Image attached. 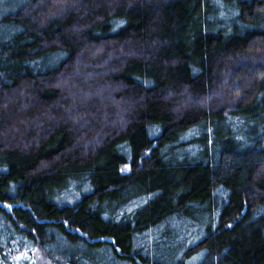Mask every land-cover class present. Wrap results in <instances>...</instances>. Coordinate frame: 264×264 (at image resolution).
Masks as SVG:
<instances>
[{
  "label": "trees",
  "instance_id": "obj_1",
  "mask_svg": "<svg viewBox=\"0 0 264 264\" xmlns=\"http://www.w3.org/2000/svg\"><path fill=\"white\" fill-rule=\"evenodd\" d=\"M35 251L264 264V0H0V264Z\"/></svg>",
  "mask_w": 264,
  "mask_h": 264
},
{
  "label": "rangeland",
  "instance_id": "obj_2",
  "mask_svg": "<svg viewBox=\"0 0 264 264\" xmlns=\"http://www.w3.org/2000/svg\"><path fill=\"white\" fill-rule=\"evenodd\" d=\"M78 184H79V182L76 181V183H74V184L72 183L71 187L72 188L77 187L76 185H78ZM76 197H78V196H76ZM67 200H70V199H67ZM67 200H64V201H67ZM34 254L37 257V261H38L39 264H55L40 251H35ZM23 256H25L23 252L22 253H18L16 256H13V260H14L13 262L15 263L19 258H21Z\"/></svg>",
  "mask_w": 264,
  "mask_h": 264
}]
</instances>
